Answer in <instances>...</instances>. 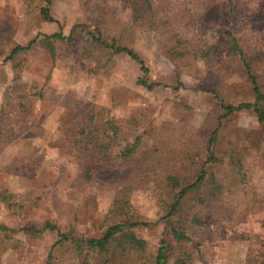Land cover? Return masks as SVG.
<instances>
[{
	"label": "rangeland",
	"instance_id": "rangeland-1",
	"mask_svg": "<svg viewBox=\"0 0 264 264\" xmlns=\"http://www.w3.org/2000/svg\"><path fill=\"white\" fill-rule=\"evenodd\" d=\"M150 1L152 12L140 25L133 22L129 0H50L56 21L41 16L45 0H0V111L7 113L8 128L19 126L18 95L26 93L23 121L30 123L26 140L0 152V185L21 205L12 212L0 201V225L12 229L8 238L0 234V264H47L57 231L30 237L23 225L40 228L48 220L61 231L89 237L125 219L147 223L133 228L146 241L142 260L128 254L125 262L142 263L156 252L163 233L166 196L156 183L167 173L195 177L201 164L206 177L187 192L175 215L191 236L193 264H255L264 241V122L248 110L222 116L221 105L254 100L233 39L264 94V0ZM86 30L134 49L149 68L148 81L159 85L150 90L139 84L136 61L90 46ZM59 31L72 32V40H53L52 52L38 40L7 59L16 45ZM213 44L221 46L208 60L193 49ZM89 109L97 120L120 127L115 152L140 137L134 156L151 163L144 179H152L132 188L123 213L110 212L116 188L72 186L79 172L74 156L49 147L75 134ZM42 135L46 156L37 171L13 172L19 149L37 145ZM193 215L202 224H192ZM69 244L55 248L49 264H80Z\"/></svg>",
	"mask_w": 264,
	"mask_h": 264
},
{
	"label": "trees",
	"instance_id": "trees-1",
	"mask_svg": "<svg viewBox=\"0 0 264 264\" xmlns=\"http://www.w3.org/2000/svg\"><path fill=\"white\" fill-rule=\"evenodd\" d=\"M46 4L40 8V14L46 21H56L50 13V0H45ZM133 22L142 24L146 15L152 12V3L150 0H129ZM80 26H84L81 25ZM85 27V26H84ZM85 40L89 45L98 48L100 51H109V55L124 53L131 59L136 61L142 74L137 79V82L147 89L152 90L159 83L148 81L149 68L145 64L144 59L131 47L118 43L115 39L106 40L101 32L97 30H86ZM230 36L228 32L226 34ZM73 34L66 36L61 31L53 34H40L30 41L26 46L16 45L11 51L7 59H12L14 54L21 50L30 48L34 43L44 42L49 51L52 52L54 47L53 40L70 41ZM220 44L202 46H193L195 52H199L205 60L211 58V54L216 53L220 48ZM231 49L239 53L240 59L246 70V74L251 82L254 100L250 102H239L237 104H222V116L230 115L241 110L251 111L259 122H264V94L261 91L257 75L254 74L250 63L243 55V51L239 48L236 40L233 39ZM171 52V51H170ZM108 63V60L106 61ZM104 66V65H102ZM41 92L38 93L40 98ZM19 110L17 114L20 116V125L17 124L8 128L4 122L7 120L6 111H0V152L9 144L21 140L19 137L25 134L30 127V123L24 124V118L28 110V97L26 93H20ZM13 111V110H11ZM17 122V121H16ZM99 123V125H98ZM33 125V123H31ZM120 127L111 121L97 120V115L89 109L86 112L85 118L82 119L80 127L75 134H65L57 139L49 142V147L61 148L63 152L68 154V159L74 156L75 162L79 165V172L74 175L71 185H80L82 183H96L98 185L112 186L116 188L113 204L110 209L112 214L123 213L129 199V194L133 187L146 184L147 166L150 163L145 157L143 161L140 157L134 156L137 153L140 137H136L132 142L126 143L118 151H114L113 142L120 137ZM19 138V139H18ZM213 138V137H212ZM26 150L19 149L15 158V163L12 166V171L20 174H27L28 170L32 173L37 171V168L43 163L46 153L41 146L32 145ZM212 155L210 159H214ZM127 161L124 163V161ZM120 160H124L120 163ZM145 160L147 162L145 163ZM146 171V172H145ZM104 172H109L104 175ZM145 172V173H144ZM207 175V171L203 164L198 168V172L193 175H181L167 173L162 176V182L156 183L165 194V214L161 217L163 225V233L159 239V245L156 252L142 263L138 264H166L169 258H173V264H193L194 256L191 252V236L187 233L186 227L182 222V218L175 219L177 211L180 209V204L185 198L187 192L198 186ZM160 184V185H159ZM14 194L8 191L7 187L0 185V201L4 203L8 210L15 207H20V203L13 200ZM111 217V216H110ZM192 224H202V221L195 215L191 217ZM138 225H147L146 222L139 219H125L112 222L107 225L99 236H79L73 231H61L58 226L50 221H45L42 227L23 225L20 227L25 234L30 237H36L44 232V230H56L58 238L50 245L47 254V264L53 254V250L58 246H63L65 241L70 242V247L80 254V264H125L128 254H133L135 258L141 259L146 248L144 238L138 236L133 228ZM11 228L0 225V234L4 238L10 237ZM255 264H264V241L262 242V250L256 257ZM142 260V259H141ZM134 264V263H133Z\"/></svg>",
	"mask_w": 264,
	"mask_h": 264
},
{
	"label": "crops",
	"instance_id": "crops-1",
	"mask_svg": "<svg viewBox=\"0 0 264 264\" xmlns=\"http://www.w3.org/2000/svg\"><path fill=\"white\" fill-rule=\"evenodd\" d=\"M53 116V115H52ZM53 117H55L56 118V116H53ZM49 132V131H48ZM22 135H24V134H22ZM20 139H24V140H26V138H23V136H21V137H19ZM18 138V139H19ZM34 138H36V136H34ZM43 138H44V136L42 135L41 137H37V140H38V142H37V145L38 146H42V140H43ZM45 139V138H44ZM46 140V139H45ZM19 141V140H18ZM41 142V143H40ZM15 143V142H14ZM14 143L13 144H9L7 147H13V145H14Z\"/></svg>",
	"mask_w": 264,
	"mask_h": 264
}]
</instances>
